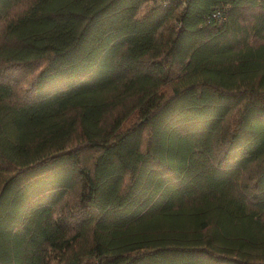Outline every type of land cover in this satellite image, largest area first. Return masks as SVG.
Returning a JSON list of instances; mask_svg holds the SVG:
<instances>
[{"label": "trees", "instance_id": "trees-1", "mask_svg": "<svg viewBox=\"0 0 264 264\" xmlns=\"http://www.w3.org/2000/svg\"><path fill=\"white\" fill-rule=\"evenodd\" d=\"M0 264H264V0H0Z\"/></svg>", "mask_w": 264, "mask_h": 264}, {"label": "built area", "instance_id": "built-area-1", "mask_svg": "<svg viewBox=\"0 0 264 264\" xmlns=\"http://www.w3.org/2000/svg\"><path fill=\"white\" fill-rule=\"evenodd\" d=\"M216 17H221V14L217 13L215 14Z\"/></svg>", "mask_w": 264, "mask_h": 264}]
</instances>
